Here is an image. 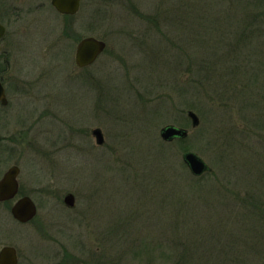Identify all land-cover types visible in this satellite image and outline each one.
I'll return each mask as SVG.
<instances>
[{"label":"rangeland","instance_id":"obj_1","mask_svg":"<svg viewBox=\"0 0 264 264\" xmlns=\"http://www.w3.org/2000/svg\"><path fill=\"white\" fill-rule=\"evenodd\" d=\"M0 8V179L18 166L19 196L37 207L20 224L0 203V249L15 247L20 264H264V0H81L73 16L51 0ZM87 36L107 49L80 69ZM167 125L189 137L164 142ZM187 151L210 175H191ZM178 209L171 227L183 230L153 253Z\"/></svg>","mask_w":264,"mask_h":264},{"label":"water","instance_id":"obj_2","mask_svg":"<svg viewBox=\"0 0 264 264\" xmlns=\"http://www.w3.org/2000/svg\"><path fill=\"white\" fill-rule=\"evenodd\" d=\"M80 0H51L54 9L62 15H75L80 8ZM6 32L5 27L0 22V40ZM107 45L103 40L94 37L82 39L76 47L75 64L78 68L83 69L92 65L98 57L105 51ZM8 99L5 88L0 78V105L6 106ZM188 117L191 120L193 128L200 125V119L193 111H188ZM96 144L104 145L105 138L100 128L92 131ZM189 135L187 129L178 128L174 125H167L160 131V137L165 142H172L174 139H185ZM184 163L187 165L190 173L195 177H200L211 171L209 165L196 153L187 151L182 156ZM20 173L18 166L9 168L0 179V203L13 200L19 191L17 177ZM64 203L69 208L75 206V196L71 193L64 198ZM12 217L20 222L27 223L37 215V207L29 196L18 199L11 207ZM0 264H18L17 251L12 246H4L0 250Z\"/></svg>","mask_w":264,"mask_h":264},{"label":"trees","instance_id":"obj_3","mask_svg":"<svg viewBox=\"0 0 264 264\" xmlns=\"http://www.w3.org/2000/svg\"><path fill=\"white\" fill-rule=\"evenodd\" d=\"M208 175H210V173H208V174H206V176H208ZM223 175H225V179H226V177H228V175L229 176H233L232 175V172L231 171H228L227 170V172H225V173H223ZM227 175V176H226ZM204 176V175H203ZM209 186H213V189L214 190H218L217 189V187L216 186H214V185H209ZM205 200H207V199H205ZM184 211H180V209H178L177 211H175L173 214H171V217H170V220H169V218L168 217H165V222H168L169 221V223H168V225H165V227H162V229L160 230V233L159 234H157V236H156V242H157V244H158V247H157V249H153V253H154V251H156V250H159L161 253H163V252H166V248L168 247V246H171L170 244H171V242L172 243H174V241L178 238V235H177V233L179 232V231H182L183 229L181 228V227H178V226H172L171 227V225H172V221L173 220H178V219H180V218H183V213ZM129 219H130V217H129ZM119 224V223H118ZM120 225V224H119ZM164 229V230H163ZM166 230H169L170 232H163V231H166ZM252 231V230H251ZM163 232V233H162ZM148 238V237H147ZM190 244H191V242H190ZM154 248V247H153ZM150 260V259H149Z\"/></svg>","mask_w":264,"mask_h":264},{"label":"flooded vegetation","instance_id":"obj_4","mask_svg":"<svg viewBox=\"0 0 264 264\" xmlns=\"http://www.w3.org/2000/svg\"><path fill=\"white\" fill-rule=\"evenodd\" d=\"M0 22H1V24L3 25V23H2V21H1V8H0ZM4 26V25H3ZM5 27V26H4ZM5 29H6V32H5V35H4V37L0 40V43L2 42V40L5 38V36H6V33H7V28L5 27ZM0 78H1V75H0ZM2 80V79H1ZM24 196H26V195H24ZM70 209H72V208H70ZM33 220V219H32ZM31 220V221H32ZM31 221H29V222H31ZM29 222H27V223H29ZM19 223V222H18ZM20 224H26V223H20ZM16 249V248H15ZM16 251H17V249H16ZM17 258H18V264H20V259H19V255H18V252H17Z\"/></svg>","mask_w":264,"mask_h":264}]
</instances>
